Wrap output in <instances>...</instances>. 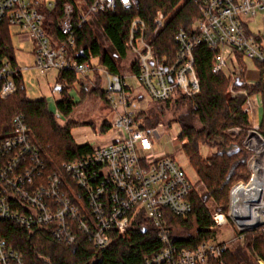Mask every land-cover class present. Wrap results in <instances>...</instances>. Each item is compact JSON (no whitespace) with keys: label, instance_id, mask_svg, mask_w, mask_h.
Returning a JSON list of instances; mask_svg holds the SVG:
<instances>
[{"label":"built area","instance_id":"obj_1","mask_svg":"<svg viewBox=\"0 0 264 264\" xmlns=\"http://www.w3.org/2000/svg\"><path fill=\"white\" fill-rule=\"evenodd\" d=\"M197 2L198 0H192ZM38 0H0V24L16 26L33 44L34 66L42 70L68 71L80 76L87 85L100 87L113 116L109 123L110 139L93 147V152L46 173V155L35 143L23 114L15 115L8 137L0 138V222H9L32 231H50L56 241L73 244L82 236L94 248L108 246L115 233L128 246L133 244L135 222L144 220L157 231L163 248L147 258L145 264H207L220 260L231 242L210 239L195 248H179L170 238L164 211L175 216L191 212L190 201L196 191L171 156L155 149L160 134L155 128L144 129L133 107L136 95L126 82V75L112 73L93 62L72 58L69 48L75 46L73 8L66 5L59 30L66 40L53 45L44 29L45 13ZM54 3L45 8L51 10ZM138 0H93L79 8L77 26L89 23L100 12L115 13L118 8L133 10ZM200 18L193 33L178 29L173 35L175 56L155 54L152 40L164 25L165 16L158 11L153 30L146 34L145 23L134 18L129 25L126 46L137 72L128 71L153 101H164L179 94L196 96L200 91L194 50L205 45L215 52L212 72L224 71V49L232 54L264 63V40L247 29V22L257 13L264 15V0H201ZM234 57V55H233ZM21 69L4 58L0 62V97L15 92V77ZM264 81V74H263ZM250 101L244 110L250 113ZM250 117V116H249ZM238 128L235 129L237 131ZM99 134V132H97ZM94 135L97 134L94 132ZM242 144L251 152L246 160L248 181H238L229 191V217L238 233L264 229V138L257 126L247 131ZM255 180V181H254ZM254 181L239 202L240 214L260 218L251 223L232 216L233 191ZM214 227L228 224L227 215H212ZM260 264H264L259 260ZM0 264H24L23 254L11 248L0 237Z\"/></svg>","mask_w":264,"mask_h":264},{"label":"trees","instance_id":"obj_2","mask_svg":"<svg viewBox=\"0 0 264 264\" xmlns=\"http://www.w3.org/2000/svg\"><path fill=\"white\" fill-rule=\"evenodd\" d=\"M93 0H53V8H45L46 2L37 7L45 13L44 29L53 45L65 42L66 38L59 30L64 17V8H73L72 19L75 27V46L69 48L72 58L79 61L93 62L106 67L112 73H119L118 62L125 60L129 54L126 42L132 19L140 18L145 23L146 34L153 30V21L158 11L165 16V22L152 40L155 54L161 57L175 56L177 47L173 35L182 28L193 33V24L200 18L201 0H138V7L133 10L118 8L115 13L100 12L93 20L80 27L77 26L79 8L87 7ZM98 30L103 40L98 37ZM215 52L205 45L194 50V60L198 71L200 94L183 96L176 94L161 104L185 107L177 116L181 132L180 142L188 161L195 170L199 181L205 184L207 194L216 204L217 210L226 213L229 203V191L238 181H248L250 173L246 160L251 152L242 144L247 131L252 128L244 104L249 97L259 95L262 116L257 131L264 138V83L260 80L264 74V63L255 62L259 80L248 84L245 79L244 57L234 53V61L239 73L227 74L224 71L213 73ZM7 58L13 66L16 59L11 43L10 28L6 23L0 24V62ZM137 72L133 63L129 69ZM233 77V80H232ZM238 78V81L235 79ZM232 82V83H231ZM60 98L55 101L58 114L68 117L78 102L69 95V90L76 88L80 99L86 95L85 81L73 72H58ZM239 83V84H237ZM236 94L227 95L228 86ZM16 89L5 99L0 97V138L8 137L15 115L23 114L35 143L46 155V173H51L62 163L82 159L93 152L88 143L77 144L71 135V129L88 122L78 123L69 120L60 125L56 115L48 110L44 98L28 99L22 74L15 77ZM91 90L90 93H93ZM89 93V92H88ZM96 93V92H95ZM105 106L104 93L97 92ZM90 124V123H88ZM105 125V127H103ZM198 125V126H197ZM109 126L103 124L104 130ZM144 128L145 126L140 125ZM237 131L230 132L231 129ZM213 151L202 156L200 146ZM192 210L184 216H175L164 211L170 238L179 248L193 249L202 241L215 239L214 222L204 204L203 198L192 193L190 198ZM135 222L132 234L133 244L128 246L115 233L105 248L97 249L80 236L73 244L67 245L55 240L51 232L45 229L26 230L9 222H0V237L8 246L23 254L24 264H145L163 248L157 231L148 221ZM184 231L185 233H182ZM188 232V233H187ZM241 235L240 248L227 249L220 260L211 259L207 264H259L264 263V229L245 230ZM242 250V251H241ZM245 252L250 258H247Z\"/></svg>","mask_w":264,"mask_h":264},{"label":"rangeland","instance_id":"obj_3","mask_svg":"<svg viewBox=\"0 0 264 264\" xmlns=\"http://www.w3.org/2000/svg\"><path fill=\"white\" fill-rule=\"evenodd\" d=\"M52 1L53 0H38L39 3H48ZM263 16V14L257 13L253 20L248 22L251 33L257 34L258 31L260 33H263ZM19 32L20 31L18 27L11 26L10 36L14 56L16 59V66L21 69L27 98L31 100L44 98L47 103L48 110L56 115V120L60 125H64L69 120L76 121L79 124L82 122L90 123L79 125L83 128L82 135H84L83 132L85 131L94 130L97 135L95 136V138H92L90 140V144L104 143L108 139V137H110V130L108 131L109 126L106 130H104L102 127H100V125L102 126L106 123L109 124L113 114L111 110L107 108V106H105V103L97 96V92L101 91L100 87L98 85L90 86L86 84V95L83 97V100L80 99V96L77 93V86H75L76 88L70 89L69 95L75 102L78 103L68 117H64L61 114H58L55 106V101L60 98V92L56 90V87L58 86L56 79L58 72L54 70L41 71L34 66V59L32 56V41L23 37L21 34H16ZM98 37L103 40V37L101 36L99 30ZM223 53L226 59V67L224 69V72L231 75L239 73V69L236 66L232 52L228 48H225ZM132 58L133 57L128 54L125 60L118 62L119 72L126 75V82L130 87H132L133 93L134 95H136V100L133 103L134 106L130 107L129 109L137 112L136 118L138 120V123L145 126L144 129L155 128L157 130V132L160 134V137L158 139L157 145H155V149L160 153H163V155L171 156L174 158L175 162L181 168L188 180L193 185H195V194L203 198L204 204L207 207L212 218V215L215 212L219 211L217 210V204L215 200L207 194V188L205 184L199 181L195 170L190 165L184 150L181 148L186 140L180 142V140L178 139V136L181 132V127L179 122L177 121V116L181 112L185 111L186 108L184 106H175L173 105V103L167 105L151 100L149 96L143 91L139 83L134 78L129 76L128 65ZM244 63L245 77L248 81H256L257 76L259 77V75L254 61L244 58ZM246 78L244 79L245 81ZM258 80L259 78L257 79V81ZM260 80L264 83L263 77ZM231 85L232 84H230L227 89L226 94L228 96L236 94V91ZM91 90H94L92 91L93 93H90ZM260 110L262 116L261 102ZM251 122L252 127L255 128L257 126V123L252 120ZM103 127H105V125ZM235 129L236 128L231 129L230 132H234ZM76 130L78 129H71L73 136L76 135ZM97 132H99V134ZM82 135L77 136L81 137ZM212 151L213 150L211 148H208L207 146H200V153L202 156H208L212 153ZM225 214L227 215L228 224L222 227H214L216 241H229L235 239L238 235V230L235 228L232 218L229 217L228 209ZM182 233L185 232L183 231ZM239 241L234 240L233 242H231L228 249L235 251L237 250V248H240ZM245 255L247 256V258H250L247 252H245Z\"/></svg>","mask_w":264,"mask_h":264},{"label":"crops","instance_id":"obj_4","mask_svg":"<svg viewBox=\"0 0 264 264\" xmlns=\"http://www.w3.org/2000/svg\"><path fill=\"white\" fill-rule=\"evenodd\" d=\"M263 22H264V16H263ZM264 25V24H263ZM11 28V27H10ZM247 29L249 30V31H251L250 30V28H249V26H248V22H247ZM17 35H18V33H16ZM257 34H259V35H261L262 37H263V40H264V31H263V33H260L259 31L257 32ZM246 78V77H245ZM259 77L257 76V79H258ZM57 87H56V90H58V91H60V83H58V75H57ZM257 79H256V81H257ZM246 81H247V83L248 84H252V83H254V82H256V81H248L247 80V78H246ZM78 88V87H77ZM58 100V99H57ZM248 100L250 101V107H251V109H250V113H249V116H250V120H252V121H255L256 123H257V125L260 123V120H261V110H260V99H259V96L258 95H254V96H251V97H249L248 98ZM108 108V107H107ZM259 110H260V112H259ZM251 124H252V122H251ZM73 128H77L78 130H76V135H74V136H76V137H74L73 136V133H72V131H71V135H72V138L74 139V141L77 143V144H84V143H88L91 147H94V146H98V145H100V144H103V143H100V144H90V140L92 139V138H95V135H94V130H90V131H85V132H83V134L84 135H82V127L81 126H75V127H73ZM77 135H82L81 137H78ZM110 139V137H108V139L104 142V143H106L108 140Z\"/></svg>","mask_w":264,"mask_h":264},{"label":"bare ground","instance_id":"obj_5","mask_svg":"<svg viewBox=\"0 0 264 264\" xmlns=\"http://www.w3.org/2000/svg\"><path fill=\"white\" fill-rule=\"evenodd\" d=\"M255 181V180H254ZM254 181H252L250 184L248 185H240L238 187H236L233 191V207H232V216H234L235 219L237 220H244V221H249V219L247 218H251V223L255 222V220H257L258 218H260L259 214L257 213L256 217L253 216H249L246 217V214H240L239 211V202H240V198L242 196V194H244L249 188H251V186H254Z\"/></svg>","mask_w":264,"mask_h":264},{"label":"water","instance_id":"obj_6","mask_svg":"<svg viewBox=\"0 0 264 264\" xmlns=\"http://www.w3.org/2000/svg\"><path fill=\"white\" fill-rule=\"evenodd\" d=\"M235 80L238 81V78H236ZM237 84H239V83H237Z\"/></svg>","mask_w":264,"mask_h":264}]
</instances>
